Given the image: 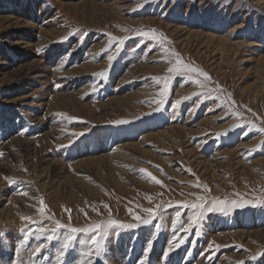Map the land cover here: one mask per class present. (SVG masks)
<instances>
[{"label":"rangeland","instance_id":"rangeland-1","mask_svg":"<svg viewBox=\"0 0 264 264\" xmlns=\"http://www.w3.org/2000/svg\"><path fill=\"white\" fill-rule=\"evenodd\" d=\"M173 53L208 78L172 74L161 96ZM260 128L264 0H0V264H58L68 230L30 232L108 219L139 226L100 255L78 232L63 264H264Z\"/></svg>","mask_w":264,"mask_h":264},{"label":"snow or ice","instance_id":"snow-or-ice-1","mask_svg":"<svg viewBox=\"0 0 264 264\" xmlns=\"http://www.w3.org/2000/svg\"><path fill=\"white\" fill-rule=\"evenodd\" d=\"M138 35H141L144 37H150L152 40L157 39V36L155 35V30H152V32H139ZM112 39H119V38L112 37ZM160 39H161V41H163L165 38L163 36H161ZM165 51H168V50L165 49ZM173 55L177 56V59L175 62V66L170 67L167 70L169 75L160 76V77H153V79H155L157 81H161V80L163 81V88L161 89V92H160L161 96H164L169 91L171 81L174 79V76L172 74H181L182 75L183 73L197 72V73H201L206 79L208 78V74L206 72H201L200 69L193 68L191 65L183 63L182 60L179 58L178 53H173ZM108 59L111 61L113 59V57L109 56ZM99 75H103V72L99 73ZM195 82L198 84H201V86H203L201 81L196 80ZM93 91H95V88H93ZM177 103H179V101H177ZM236 115H240V114L236 113ZM69 119H75V118L69 117ZM123 122L124 121H119V123H123ZM258 131L264 132V128H260V129H258ZM73 135H82V133H73ZM0 155H2V154H0ZM139 171L146 173L152 182H154L156 184H162V181L157 179L151 172H148L147 169H140ZM195 186L200 187L199 184H197ZM25 195H27V194L25 193ZM148 198L151 199V197H148ZM198 201L199 202H193L191 204H188V203L183 204V207L191 208L194 210L193 215L188 217V219L190 221L189 228L183 229L184 231L189 230L191 228L192 224H196L198 221L203 219V213H204L205 205H206L207 201L205 200V197H203V196L198 197ZM227 203H228L227 201L214 200L211 202V206L207 207L206 210L208 212H212V211L216 210V208L218 206L227 205ZM232 204L235 205L236 201H232ZM105 207L107 208L108 205H105ZM158 207H159V205H157V208ZM45 210H46V205H45L43 199L41 198L40 208H39V212H40L41 216L45 215ZM220 210L223 211L224 208L221 207ZM65 211H67L69 213V218H70L71 210L65 209ZM129 211H131V209H129ZM144 211L149 213L151 216H155L156 209L146 208V209H144ZM85 215H86V213H85ZM175 215L177 218H179L181 216V212L177 211L175 213ZM22 219L23 220H31L32 218L25 216V217H22ZM135 219L139 221L142 218L140 216H135ZM142 222L144 224H148V223H150V220H143ZM33 223H35V221H33ZM176 223H177V220H173V226L174 227H175ZM54 225L55 226L51 229L37 228L35 231L30 232L29 234L32 236H36L37 234H40V235L46 234V240L51 242L54 238L57 237L58 230H60V229H67L68 230L63 235V242H62L61 248L59 250L58 257H57L58 264H63V262L61 261L60 258H62L65 255V252H67V250L70 248L72 241L75 239V234L78 232L92 231L94 233L91 237V243L95 245L96 255H100L102 245H101L99 238L103 235H106L107 230L109 228H111L113 226L127 227V228H134V227L139 226L137 224L125 225L121 221L114 220V219H108L107 221H103L101 223H92V224L88 225L87 228H85V227H79V228L73 227L70 223L64 224V223H61L59 220H55ZM156 227L159 228V225H156ZM197 234H199V232H197ZM25 240H27V235L25 236ZM180 242L183 243V240H181ZM45 247H46V244H39L34 249V254L41 253V250L44 249ZM149 247H151V243H149ZM19 250L20 249L17 248V252H19ZM86 255L90 257L92 255V252L89 251L88 253H86ZM34 264H35V262H34ZM80 264H90V261H81ZM238 264H243V262H238Z\"/></svg>","mask_w":264,"mask_h":264},{"label":"bare ground","instance_id":"bare-ground-1","mask_svg":"<svg viewBox=\"0 0 264 264\" xmlns=\"http://www.w3.org/2000/svg\"><path fill=\"white\" fill-rule=\"evenodd\" d=\"M262 60V59H261ZM11 222L14 221V220H10ZM5 221L3 220H0V225L3 224Z\"/></svg>","mask_w":264,"mask_h":264}]
</instances>
